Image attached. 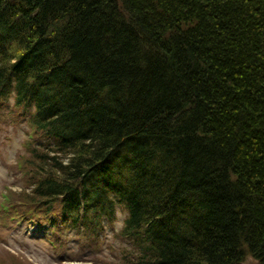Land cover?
Segmentation results:
<instances>
[{
	"label": "trees",
	"instance_id": "trees-1",
	"mask_svg": "<svg viewBox=\"0 0 264 264\" xmlns=\"http://www.w3.org/2000/svg\"><path fill=\"white\" fill-rule=\"evenodd\" d=\"M11 96L54 141L42 216L125 211L126 264H264V0H0Z\"/></svg>",
	"mask_w": 264,
	"mask_h": 264
},
{
	"label": "rangeland",
	"instance_id": "rangeland-1",
	"mask_svg": "<svg viewBox=\"0 0 264 264\" xmlns=\"http://www.w3.org/2000/svg\"><path fill=\"white\" fill-rule=\"evenodd\" d=\"M33 133L27 117L11 105L0 106V199L3 191L12 190L14 199L20 203L13 209L11 222L5 224L7 229H0V264H126L123 250L127 244L119 233L125 211L118 212L117 233L107 224L105 235L90 240L77 232L65 234L62 230L60 233L70 237L69 241L63 235L55 240L51 228L45 229L37 221L31 225L28 220L23 223L16 220L22 209L37 208L32 195L36 183L56 173L49 166L47 173L37 166L32 148L28 147ZM61 240L59 244L57 241ZM245 263L258 264V260L247 254Z\"/></svg>",
	"mask_w": 264,
	"mask_h": 264
},
{
	"label": "bare ground",
	"instance_id": "bare-ground-1",
	"mask_svg": "<svg viewBox=\"0 0 264 264\" xmlns=\"http://www.w3.org/2000/svg\"><path fill=\"white\" fill-rule=\"evenodd\" d=\"M253 256V255H252ZM254 257V256H253ZM259 263V262H258ZM246 264V263H245Z\"/></svg>",
	"mask_w": 264,
	"mask_h": 264
}]
</instances>
